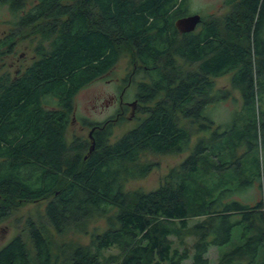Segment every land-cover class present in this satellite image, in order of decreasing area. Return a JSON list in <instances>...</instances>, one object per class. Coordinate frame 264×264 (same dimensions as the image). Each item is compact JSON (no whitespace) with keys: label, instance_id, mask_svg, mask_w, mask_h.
Masks as SVG:
<instances>
[{"label":"trees","instance_id":"1","mask_svg":"<svg viewBox=\"0 0 264 264\" xmlns=\"http://www.w3.org/2000/svg\"><path fill=\"white\" fill-rule=\"evenodd\" d=\"M29 1L0 0L18 17L17 28L39 26L50 41L23 71L0 73V220L10 214V200L45 199L47 221L59 234L87 233L94 219L106 218L107 229L91 235L92 247L69 248V264H105L98 253L118 244L119 264H210V248L230 246L238 227V242L218 264H264L263 202H228L230 189L215 194L190 179L206 170L204 139L182 162L179 180L148 192L125 190L128 179L152 168L140 161L147 153L190 150L189 121L204 131L213 128L208 108L229 95L213 93V78L232 73L245 109L255 110L264 93V0H228L232 12L203 17L198 34L176 26L188 15L189 0H35L27 10ZM0 43L1 58L12 51L14 35ZM127 44L134 49L135 75L149 77L135 81L136 97L156 102L115 142L112 122L90 124L97 125L96 144L88 153L86 140L67 138L74 97L111 71ZM237 132L234 123L212 139ZM198 216L206 219L190 226ZM178 225L197 237L192 247H173L170 236ZM29 236L33 254L18 236L0 250V264H52L44 230L30 224Z\"/></svg>","mask_w":264,"mask_h":264},{"label":"rangeland","instance_id":"2","mask_svg":"<svg viewBox=\"0 0 264 264\" xmlns=\"http://www.w3.org/2000/svg\"><path fill=\"white\" fill-rule=\"evenodd\" d=\"M34 2L35 0L29 1L26 9H30ZM224 2L226 1L189 0L187 14H200L203 18L212 16L213 13L214 16L231 13V4H229V1ZM17 19L18 17L10 11L8 5H0V41L9 35H14L15 38L12 51L10 50L9 53H5L0 58V73L9 72L15 75L17 72L23 71L38 58L41 46H50V41L46 37L43 38L42 33L36 29L37 27L40 28L39 26L20 30L16 27ZM201 29L199 27L193 33L198 34ZM133 50V47L127 44L124 53L111 71L94 79L75 95L74 110L71 113V121L67 132V138L70 141L76 137L86 140L89 146L87 147L90 150L92 145V140L89 139L92 130L90 124L103 123L107 119H114L122 105H120V96L123 94L124 103L134 101L137 92L136 82L149 81L147 74L140 72L134 75L132 84L130 82L126 86L128 76L136 63L132 56ZM178 61L182 63L180 58H178ZM213 81V93L220 96L226 92L229 93L228 98L218 100L208 108L207 114L215 122L213 128L204 131L201 128L199 129L197 123L189 121L190 124L187 125L193 132L190 150L183 153L169 154L147 153L141 157L140 161L142 164L151 165L152 168L145 176L128 179L125 183L126 191L140 190L148 192L160 188L166 182H172L173 179L174 181L179 180L182 162L193 152L198 142L204 139L208 150L201 160L206 165V170L191 176L190 179L194 178L197 184H202L215 194L219 188L230 189L231 191L228 192L229 195L227 196L228 202L239 201L242 204L254 206L262 201L264 204V127L261 125L264 121V93L260 92L257 96L255 110L248 112L245 109V100L241 89L235 88L232 84V73L213 78ZM123 88H125L124 91ZM155 102L156 100L151 101V104L147 105L140 101L141 104L137 110H133L134 115L132 117L131 108L125 107L126 113L113 123L110 141H117L125 133L137 127L148 116L146 107L154 105ZM234 123L237 127V135L228 136L230 134L228 133V137L223 136L213 141L212 137H215V133L228 130ZM230 162L234 164L221 169L223 164ZM220 165L222 166L220 167ZM245 180L250 183H245ZM48 201V199L37 202L10 200V214L0 221V250L16 236H21L33 254L29 226L30 224H37L38 227L44 230L45 236L51 245L52 264H69L67 262V252L70 247L78 245L92 247L91 235L102 233L108 227L107 219L100 217L89 224L87 233L69 231L65 234H59L47 221L45 208ZM262 210L264 214V207ZM204 219H206L205 216L192 217L189 220V225L192 226ZM238 232L237 227L234 240L230 246L222 249L217 246L210 248L208 253L210 264H218L222 253L235 246L234 244L239 240ZM170 237L173 241V247L181 249L192 247L193 242L197 239L196 236L180 230L179 225ZM98 254L105 261V264H119L123 258V249L118 244L100 251Z\"/></svg>","mask_w":264,"mask_h":264},{"label":"water","instance_id":"3","mask_svg":"<svg viewBox=\"0 0 264 264\" xmlns=\"http://www.w3.org/2000/svg\"><path fill=\"white\" fill-rule=\"evenodd\" d=\"M202 22V16L200 14H192L188 16H184L179 18L176 21V26L180 33H189L196 29L197 25ZM95 131V127L92 128L89 138L92 140V145L88 153H91L95 149V139L93 136V132ZM87 158V155L85 156Z\"/></svg>","mask_w":264,"mask_h":264},{"label":"flooded vegetation","instance_id":"4","mask_svg":"<svg viewBox=\"0 0 264 264\" xmlns=\"http://www.w3.org/2000/svg\"><path fill=\"white\" fill-rule=\"evenodd\" d=\"M226 2H224V3H227V1L228 0H225ZM0 5H8V4H0ZM8 7H9V5H8ZM214 14V13H213ZM212 14V15H213ZM201 25H202V22L201 23H199L198 25H197V27H196V29L197 28H199V27H201ZM195 29V30H196ZM194 30V31H195ZM193 32V31H192ZM137 68H138V66H136V65H134V67H133V70L131 71V73L129 74V77H128V80H127V84H126V86L127 85H129L130 84V82H131V84H132V82H133V80H134V75H135V72H136V70H137ZM124 89L125 88H123V91H124ZM123 93V92H122ZM123 102V94L120 96V109H119V111L117 112V115H116V117L114 118V119H107L106 121H104V122H112V123H114V122H116V121H118V119H120L122 116H123V114H125L126 113V110H125V107H128V108H131V117L134 115V113H133V110H137V108H138V106L141 104L140 103V100L136 97V99H134V101H132V102H129V103H124ZM136 112V111H135ZM93 127H97V125H93V126H91V128H93ZM94 133V132H93ZM1 221V220H0ZM16 237H18V236H16ZM15 237V238H16ZM12 241V240H11ZM10 243V242H9Z\"/></svg>","mask_w":264,"mask_h":264}]
</instances>
